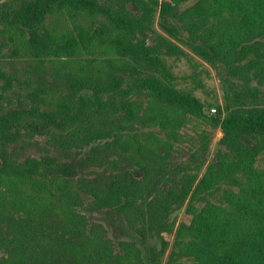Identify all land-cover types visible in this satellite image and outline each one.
I'll return each mask as SVG.
<instances>
[{"label":"trees","instance_id":"1","mask_svg":"<svg viewBox=\"0 0 264 264\" xmlns=\"http://www.w3.org/2000/svg\"><path fill=\"white\" fill-rule=\"evenodd\" d=\"M188 1L0 0V35L19 41L38 69L53 67L50 86L39 82L28 101L0 106V264H162L165 254L164 264H264V89L252 84L264 82V0ZM155 17L166 35L148 43ZM189 51L221 65L223 79H241L222 103L197 94ZM165 54L192 62V73L175 74ZM189 77L193 86L181 84ZM179 116L222 131L199 178L186 167L173 179L167 152L134 135L125 167L77 175L63 160L126 144L138 118L166 128ZM34 144L45 152L24 155ZM181 208L190 220L176 225ZM104 209L159 249L133 240L115 247L88 216Z\"/></svg>","mask_w":264,"mask_h":264},{"label":"rangeland","instance_id":"2","mask_svg":"<svg viewBox=\"0 0 264 264\" xmlns=\"http://www.w3.org/2000/svg\"><path fill=\"white\" fill-rule=\"evenodd\" d=\"M161 1V0H160ZM195 0H189L183 6L193 3ZM50 17L48 20H53ZM154 30V31H153ZM153 30L149 32L147 38L148 43L152 42V38L156 33L166 35L157 25L156 17L153 24ZM16 41L17 43H15ZM186 51L188 49L184 47ZM189 53H191L189 51ZM193 55L194 62L196 61L197 67L200 71V78L202 80V86L199 87L196 92L203 99H210L215 97L220 103L223 102L224 94L228 85L235 84L241 81V79L231 78L230 80L223 79L221 76L228 77V74L223 72L221 65L212 66ZM166 62L172 71L178 76L190 75L192 73V65L190 61L182 58L178 59L173 56L164 55ZM53 71L52 64L46 62L43 69L36 67V61L32 58L26 57L22 44L15 38L10 39L0 35V106L3 108L15 107L19 105V101L28 99L25 95L33 88L39 85L41 82L47 86L52 80L51 73ZM6 80H10V85L6 84ZM181 84L193 86L194 80L189 77L185 80L180 78ZM45 82V84H44ZM253 85H259L264 89L263 84H259L257 79L252 81ZM234 86V85H233ZM143 103V98H139ZM209 114L211 112L208 110ZM145 106L138 110V115L144 118ZM178 118H182L179 116ZM146 119L138 118L133 122V127L129 130L130 136L127 138V143L114 150H108L107 152L92 151V146H87L84 153L76 158L74 153L71 152L68 157H63V160L69 161L75 167L77 175L88 174L91 176L96 175L103 169L107 171H113L120 167H125L132 162L135 152L133 148L136 146L132 135L140 139L147 145H152L159 153L165 154L167 152V161L170 163L168 173L171 172L173 179L179 178L184 174V168H188L189 172H197L198 178L205 171L209 162L214 159L216 149L221 147L219 141L222 137V131L220 127L213 128L211 124L198 117H183L182 120L168 124L166 128H159L151 126ZM42 145H46L48 149L50 147L47 144V137H37ZM167 141V142H164ZM206 145V148L201 149ZM44 149L38 148L36 144L29 145L23 154L39 156L44 153ZM48 153L55 154V149H50ZM105 155L108 157L106 158ZM83 156L92 157V161L88 165L79 166L80 158ZM116 158V159H115ZM264 153L260 155L258 164L263 162ZM112 159L117 160L119 166H115ZM200 165V167H199ZM78 166L80 167L78 169ZM198 170V171H197ZM183 173V174H182ZM91 222L100 223L104 226L106 236L112 241L115 247H118L120 241L133 240L137 244L145 248L146 246L155 245L156 249H159L156 239L147 238L142 240L128 225L125 218L115 211L101 210L88 214ZM172 219H175L176 225L179 221L186 223L190 220V215L187 214L184 209L175 210L171 215ZM172 233H164V238L171 244ZM167 253V252H166ZM166 260V254L162 258V264Z\"/></svg>","mask_w":264,"mask_h":264},{"label":"built area","instance_id":"3","mask_svg":"<svg viewBox=\"0 0 264 264\" xmlns=\"http://www.w3.org/2000/svg\"><path fill=\"white\" fill-rule=\"evenodd\" d=\"M210 110H211L212 113L216 112V108L215 107H211Z\"/></svg>","mask_w":264,"mask_h":264}]
</instances>
